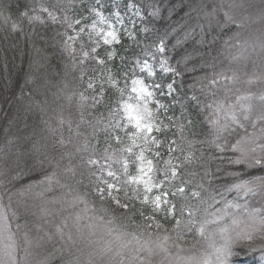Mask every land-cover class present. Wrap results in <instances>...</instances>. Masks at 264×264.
<instances>
[{
	"label": "snow or ice",
	"instance_id": "snow-or-ice-1",
	"mask_svg": "<svg viewBox=\"0 0 264 264\" xmlns=\"http://www.w3.org/2000/svg\"><path fill=\"white\" fill-rule=\"evenodd\" d=\"M225 2L226 0H221L219 7L213 5L211 11H208L207 4L190 0L186 6L188 10L185 16L192 20L195 13V23L187 25L183 38H176L173 50L195 40L197 28L200 29V39L195 40V43L203 45L205 25L209 30L213 25L224 27L230 23L239 27L240 24L230 12L224 10ZM77 4L80 5L83 14L79 18H73L69 13L73 12ZM83 5L84 0H56L51 6L36 0L23 10L19 5H15V8L16 16L21 22L26 19L29 24L37 21L43 24L46 18L65 29L57 34L64 37L63 51L73 59V68L76 67L78 42L82 57L79 64L83 65L86 60L95 59L97 64L103 65L105 61L96 55L101 41L104 45L112 47L121 43L120 29L133 40L135 34L125 27L118 4L114 5V11L110 14L114 20H109L103 14L104 5L101 0H95L94 4L89 2L86 8ZM243 6L237 4L235 0L227 3L228 9ZM127 7L133 16L143 20L138 6L130 2ZM181 7L185 5L182 4ZM13 8L11 0H0V21L7 23L12 18ZM218 11H223V24L217 19ZM158 12L159 9L156 8L150 15L155 17ZM89 13L95 19L90 24L84 23L89 18ZM135 23V20L131 21L133 28ZM11 27L15 31L18 24L14 22ZM183 27L185 26L178 25V28ZM178 28H173L172 32H177ZM141 31L147 32L148 29L142 28ZM93 34L100 39L93 40ZM84 35H87L93 44L90 50H85L82 40ZM168 35L166 32L159 38V44L151 54V60L145 59L143 62L137 60L131 76L127 72L124 73L123 87L109 71L107 83L119 92V97L110 108L107 117L86 118L85 109L95 108L105 94L103 81L97 93L96 82L89 79L87 89L93 90L91 96L82 91L78 94L73 92L66 97L70 107L73 98L78 96L76 100V108L80 114L78 121L74 122L71 116L66 119L63 116V106L60 115L56 117L55 126L48 120L43 121L47 131L54 137L52 147L59 146L63 151L57 158L34 146L36 159L32 167L39 168L44 175L39 180L27 178L24 188L20 191L23 194L24 191L31 192L36 187L41 189L35 196L42 200L41 213L44 217L54 219L67 209H74L81 204L84 208L82 212H69L63 215L59 222L53 225L54 234L45 232L49 241L53 240V235L58 236L62 247L55 248L40 264H54L56 259L60 264H173L171 252L173 247L177 249L175 264H245L247 256L256 251L261 252L257 259L260 264H264V245H260L259 248L246 247L243 251L235 250L238 245H250L256 239L264 240V175L239 179L242 173L224 169V163L244 165L248 169L253 167L264 169V103L254 110L250 103L251 97L245 94L237 95L235 102H228V93L231 91L228 85L234 82L235 76L229 77L223 72L214 73L211 78H201L208 80L207 86L202 87L201 92L205 96H213L208 103L205 104L196 95L195 85L189 86L193 89L190 95L181 97L180 89L176 87V77L182 78L184 74L173 67L169 63L170 57L165 55L168 51L166 45ZM261 48L264 49V44H261ZM157 54L159 71L165 76L170 73L173 76L166 84L156 83L154 79L157 71ZM114 56V50L108 53L109 60ZM188 58L190 57L185 56V61ZM238 58L239 56L233 57ZM137 68L139 75L135 71ZM192 71L195 72L197 69L194 67ZM144 74L153 78L152 81L146 82ZM28 82H31V78ZM221 89L225 92V99L216 98L217 92ZM164 97L166 100L162 99ZM260 99L264 101V96ZM186 100L191 101L200 112L208 110L205 121L210 127L211 139L207 136L204 140L190 138L195 136V131L194 122L184 106ZM178 105L181 106L179 115L175 113ZM87 116H92V113L88 112ZM83 126H87L88 130H82ZM65 129L67 137L64 134ZM101 133L104 134L105 147L103 154L98 156ZM233 136L236 137L234 142L230 139ZM93 140L95 143H92ZM113 141L120 147H113ZM11 142L10 140L9 143ZM197 144L213 147L219 155H213L210 159L218 160L220 163L217 164L215 172L203 166L201 183L189 192L190 181L183 180L182 176L187 166L199 164L204 157L202 148L199 149L200 156L196 155ZM2 152L3 148H0V153ZM85 153H88L86 159ZM77 157L87 164L89 169L97 170L90 173L95 177V181L91 182V192L87 190L88 185H85V191H80L79 185L83 184V179H76L77 166L73 163ZM64 160H67V164L63 165L62 174L66 179L62 181L55 169L61 168V162ZM114 165L120 167L116 168ZM131 165H135L134 174L130 172ZM17 167H20L19 161ZM48 167H52L53 171L46 172ZM6 172L7 169H0V176H5ZM226 176L236 177V182L227 184L224 180ZM25 179L23 169L12 177L14 181ZM205 182L208 185L207 189ZM3 185L4 181L0 180V187ZM53 185L58 186L61 194L44 199L45 193L54 191ZM200 189L205 191L210 189L209 197H203ZM121 191L124 193L123 198L118 195ZM177 194L185 200H196L198 204L183 205L177 215L176 205L169 199L170 196L175 197ZM89 196L93 200L98 199L102 205L103 202L110 201L115 205V209L109 211L102 206L97 210L94 204L89 209ZM11 199L10 194L9 200ZM2 200L3 196L0 195V201ZM136 203L141 207L137 209ZM48 204H58L60 207L49 209ZM116 210H121L119 215L116 214ZM137 212L141 217L139 224L134 220ZM185 214L187 219L184 218ZM161 216L165 220L174 221L171 228L159 219ZM18 219V214L11 210L10 205L6 208L0 203V264H20L16 257L17 244L11 224L14 222L19 230L27 226V221L21 224L17 222ZM49 222L45 220V223ZM129 223L131 227L139 230V235L135 231L129 233L126 230ZM37 228L39 230L40 226L37 225ZM193 230L196 236L192 240L191 250L193 253L199 252V255L183 257L180 252L185 249L178 241L187 242L188 234ZM129 235L132 237L131 240L126 239ZM154 235L155 241L152 240ZM25 236L27 237V233ZM145 236L147 239L142 242L141 238ZM42 240L43 237L37 238V246ZM55 253L59 255L56 256ZM234 257H239V260H234Z\"/></svg>",
	"mask_w": 264,
	"mask_h": 264
},
{
	"label": "trees",
	"instance_id": "trees-1",
	"mask_svg": "<svg viewBox=\"0 0 264 264\" xmlns=\"http://www.w3.org/2000/svg\"><path fill=\"white\" fill-rule=\"evenodd\" d=\"M139 6L143 9H149L147 6L152 4L151 0H137ZM14 5L12 18L4 23L0 21V148H3V152L0 153L2 161L7 162L11 168L23 169L25 174V181H19L12 183L10 182L11 189L7 184L6 187H0L2 195L4 193H11L19 189V184L27 182V178L34 179L35 177H42V172L39 168H33L32 163L36 159L34 152V146L36 149L46 151L50 155L57 157L59 153L63 151L59 146L53 148L54 137L47 131V126L43 123L44 120H48L53 126L56 125V117L60 115L61 106H63V116L67 119L69 116L73 121L79 120V112L76 108V100L78 96L73 98V103L69 107L66 100V96L75 93L85 92L86 95L91 96L93 94L92 89H87V83L89 79L96 82V92L98 93L103 81L105 94L100 103L95 108H86V118L94 119L100 118L101 116L107 117L110 108L115 104L119 97V92L116 89L110 87L107 83L109 71L114 79H118L123 87L124 73H128L131 76L136 61L146 54L149 49L145 48V43L148 42L149 46L159 43V38L164 36L167 32L169 35L166 38V45L169 49L176 43V38H183L184 32L187 30V25L194 24V19L189 20L185 16V12L188 10L187 5L190 0H159V14L150 19L149 30L146 36L142 35L139 47L128 46L126 43L114 44L112 47L100 43V47L97 49L96 55L105 61V64H97L95 59H88L83 65L79 64L80 57H76V67L73 68V59L63 51V39L64 37L58 35V32H62L65 29L60 24H53L50 20L45 18V23L33 22L29 24L25 19L22 22L16 16L15 5H19L21 10L25 6H31L36 0H11ZM198 2L207 3L206 0H198ZM185 7H181V5ZM237 4H243L242 8H238L236 11V19L240 24L229 25L228 27L221 28L215 25L212 26L211 30L205 27V43L198 45L195 40L188 41L182 46H178L175 51L174 67L181 73L183 77H180L178 89H180V96L183 97L186 94H191L193 89L190 85H195V93L200 97L204 103H208L213 99V96H205L201 92L202 87H206L208 84L207 79H201L204 77L211 78L216 72L226 73L224 67L221 65V61H226L227 66L230 65L232 54L229 52L228 56L218 55L220 49L227 50L228 44L226 45V39L234 41L237 45L238 41L243 42L245 37L248 40L258 37L263 33L264 20L253 21L248 20V6L244 2H238ZM227 6V3H225ZM50 6V5H49ZM77 13V12H75ZM194 16V13H193ZM79 18V16H77ZM17 23L18 28L13 31L12 23ZM203 23V21H201ZM257 24L256 27V23ZM178 25H184L183 28H178ZM178 28V31L173 33L172 29ZM69 32L71 30H68ZM200 29H196L197 35L195 39L199 40ZM248 32H254L255 34H249ZM215 33V34H214ZM234 36L235 40L231 39ZM240 35V36H238ZM215 37V40L213 38ZM228 37V38H227ZM241 37V38H240ZM83 42L88 40V36H82ZM95 40V39H93ZM85 44V42H84ZM79 47V43L76 45ZM93 46L90 43L85 45V50H90ZM148 46V47H149ZM115 51V56L112 60L108 59V53ZM257 52V49L254 53ZM210 53V54H209ZM255 55V54H254ZM250 55L248 53V95L251 97L250 103L254 106V110L259 108L264 101H261L260 97L264 96V51L259 56ZM185 56L188 58L185 61ZM172 59V58H171ZM243 64V63H242ZM196 68L197 71L193 72L192 69ZM137 72V70L135 69ZM83 72V79H81V73ZM209 74L206 76V73ZM242 77H240V76ZM237 79L230 83L232 86H239L240 80L245 79L243 74L235 72L233 75ZM31 82L29 83V79ZM178 83V81H177ZM181 83L183 87L181 88ZM207 83L206 85H203ZM237 84V85H236ZM234 86V87H235ZM221 91V90H220ZM237 89L233 93L238 94ZM217 92L216 98L219 99L220 95ZM230 99L233 100L234 95L230 94ZM229 100V99H228ZM46 101V103H45ZM91 104V101L88 102ZM184 106L187 108V113L190 114V118L194 122L195 136L190 138L196 140H204L207 133H209L210 127L205 121L207 115V109L204 112H200L191 101L186 100ZM181 111V110H180ZM178 111V115L180 114ZM91 112L92 116H87V113ZM82 130H88L87 126H83ZM65 136L67 137V129H65ZM121 135H123L121 133ZM171 135V133H167ZM12 141L9 143V141ZM100 143L98 145L99 151L97 155L103 154L105 147L104 134L101 133L99 136ZM95 143V140L92 141ZM113 147H120L113 141ZM198 151L196 155L200 156L199 149H203L204 157L199 164L189 165L183 170L182 179L190 181L188 186L189 192L201 183V176L203 172V166L210 168L213 172L216 170V166L220 161L210 159L213 155H218L213 147L208 145L197 144L195 146ZM228 155H232L228 153ZM88 153L84 154L85 159ZM17 161H19L20 167H17ZM27 161V166H25ZM73 163L77 166L76 168V179H83V184L79 185L81 192L85 191V185H88L87 190L91 192V182L95 181L89 173L87 164L77 157L73 160ZM67 164V160L61 162V168L55 169L59 176L66 178L62 174L63 165ZM235 165H228L224 163V169L226 171L234 172ZM119 168V165H114ZM196 169L200 172H197ZM252 169V168H251ZM52 167H48L45 171L51 172ZM94 169L91 170V172ZM41 172V174H35V172ZM130 172L135 173V165L130 166ZM197 173V174H193ZM264 175V169L254 167L252 170L248 169V179ZM233 176H226L224 178L227 184L235 182ZM239 179H245L240 177ZM205 188H208L205 182ZM8 189V191H5ZM131 191V189H129ZM202 195L210 194V189L205 191L200 189ZM123 198L124 193L121 191L118 194ZM14 196H12V199ZM88 200L95 202L94 204H101L96 199L93 200L91 196ZM102 205L105 208H110L112 204L110 201L103 202ZM111 205V206H110ZM13 207H17L13 201ZM140 204L136 203V208H140ZM147 211V209H145ZM134 220L137 224L141 222V217L137 212ZM169 228L172 222L165 220V223ZM128 228L134 229L129 223ZM139 231V230H138Z\"/></svg>",
	"mask_w": 264,
	"mask_h": 264
},
{
	"label": "rangeland",
	"instance_id": "rangeland-1",
	"mask_svg": "<svg viewBox=\"0 0 264 264\" xmlns=\"http://www.w3.org/2000/svg\"><path fill=\"white\" fill-rule=\"evenodd\" d=\"M47 1H49V2H51L53 4L54 0H47ZM89 1L91 3H93V4L95 3V0H84V5L83 6L85 8H86L85 3H88ZM206 1H208L207 3L205 2V4L208 5V9H207L208 11H211V8H212L213 5H216L217 7H219V4L221 3V0H206ZM239 1L240 2L241 1L244 2L245 5L248 6V20H250V21L251 20H253V21H262V20H264V0H235L236 3H238ZM103 2H105V7L109 6V7H111L113 9V11H114V5L115 4L119 5V9L118 10H119L120 13H121L120 10L123 11L121 13V15L124 17V25H125V27H127L131 31H133L134 34H136L138 31H141V29L144 28L142 20L139 17L133 16L131 11L128 9L127 5L130 3V1L128 2L127 0H101L102 4H103ZM228 2H231V0H226L225 3H228ZM151 3L152 4L147 6L149 8V10H150V12H147L148 16L156 8L159 9V6H158V4L160 3L159 0H151ZM76 6L79 8V12H81L80 11V5L77 4ZM97 7H99V6L97 5ZM224 10L229 11L230 15H232L233 18L236 19V11H237V9H228L227 6L225 5ZM102 12H103V14L105 16H107L109 18V20H114V18L110 15V13H109V15H108V13H106L104 7L102 8ZM157 14H159V12ZM88 15H89V18L86 21H84V23L90 24L92 22V20L95 19V17L91 13H89ZM194 17H195V13H194V16H193V19L195 21ZM217 19L220 20L221 24H223V22H224L223 11H218ZM132 20H135V22H136L134 28L132 27V24H131ZM258 23L259 22L256 23V27H257ZM229 25H233V24L230 23L227 26H224V27H221V28L228 27ZM117 27H119V25H117ZM205 27L207 29H209L207 25H205ZM261 32H263L261 34V36L255 34L254 32H248L249 34L257 35L258 37H254L251 40H248V37H245L243 39V42L239 43V41H238L237 45L234 43V41H231L230 39H226V41H227L226 45L228 44V49L227 50H224V49H220L219 50L218 55L221 54L223 57L224 56L225 57L228 56L229 52H231V54H232V59L230 60L229 63L233 67H229L228 68L227 62L226 61L223 62V61L220 60L221 65L224 67V70H227V72L225 74L227 76H229V77H232L235 74V72H238V70H239L240 74H243L244 77H245V79L240 80V82L237 83V84H239V86H235V85L232 86L231 84L228 85L229 88L231 89V91L228 93V97H227V99H229L228 102H235V98H236L237 95H240V94L248 95V53L250 55H254L255 54L254 56L256 57V56H259L264 51V49L261 48V44H264V30H263V27H262V31ZM121 34L126 35L123 29H120V31H119V35H121ZM229 36H230L231 39L235 40V42L237 41L234 36H231V34H229ZM238 36H240V35H238ZM92 39L99 40L100 37H97L95 34H93L92 35ZM195 40H197V39H195ZM88 41H90V40L88 39L85 42H88ZM198 45H200V44H198ZM256 49H257V52L254 53V51ZM234 56H239V58L238 59H233ZM76 57H81L80 51H79V47H77V55H76ZM170 57L172 58V60H173V58L175 59V51L173 50L172 47L170 48ZM158 60H159V54H157L156 76H158V77H160L162 79L163 77H166V76L161 71H159V69H158ZM169 63H170V60H169ZM216 74H217V72H216ZM144 75H145L146 79H150V81H148V82L152 81L153 78L147 77L146 74H144ZM208 75L209 74L206 73V76H208ZM240 77H242V76H240ZM236 79L237 78L235 77L234 82L236 81ZM234 82H233V84H234ZM206 84L207 83H205L203 85H206ZM237 89L239 90L238 94L233 93ZM231 93H232V95H234L233 100H231L230 97H229ZM218 95H220L219 99H225V92H224L223 89H221V91H219ZM206 136L209 139H211V133L210 132L207 133ZM230 139L234 142L236 137L233 136V137H230ZM217 154L219 155V153H217ZM6 163L7 162L2 161V158L0 157V169H7L6 175L5 176H0V180L4 181V187H6L7 184L10 185V182H12V183L18 182V180H15V181L12 180V177L16 174L17 171L21 170V169H16L15 167H12V171H11V168L8 165H6ZM88 169H89V167H88ZM252 169H250V170H252ZM91 170L92 169H89V173H91ZM93 171H97V170L94 169ZM196 171L200 172L197 169H196ZM201 172H203V169L201 170ZM234 172L242 173L243 175H241L240 177L248 179V168H246L244 165H235L234 166ZM36 173L37 174H41V172H39V171L35 172V174ZM43 175H44V173H42V176ZM57 175H58V173H57ZM41 178L42 177H40V178L39 177H35L33 180H39ZM60 178H61L62 181H64L66 179V178L65 179L62 178L61 176H60ZM92 178H94V180H95L94 176H92ZM25 184H26L25 182L20 183L19 184V189L15 190V191L11 190V193H4V195H2L1 192H0V195L3 196V200L0 201V203H3V205L6 208H8L9 205H10L11 210L15 211L18 214L19 219H18L17 222H19L21 224H24V222L27 221V226L26 227H22L19 230H17V228L15 227V223L14 222L11 224V230H12L13 233H15V240H16V244H17V251H16L17 260L20 262V264H40V262L43 261L48 256L49 253L53 252L55 248L62 247L58 236L53 235V240L49 241L47 236H45V232H52L54 234V226H53L54 223H58L59 220L62 218V216L63 215H67L69 212H71V213L82 212V209L84 208V205L81 204V205H79L78 207H76L74 209L73 208H69L65 212L61 213L60 215H57L54 219L52 217H44L42 215V213H41L42 200H41V198H38V197L35 196V193L41 191V189L39 187H36V188H33L31 192L24 191L23 194H22L20 190L24 188ZM9 187L10 188H8V189H11V185ZM53 187H54V191L52 193H45L44 199H51L52 196H59L61 194V190L58 188V186L53 185ZM10 194L12 196H14V198L11 199V201L9 200V195ZM202 196L206 197V198L209 197L208 195H202ZM13 201L15 202L17 207H13ZM188 201L189 202L191 201L192 204H198V201H196V200L188 199ZM94 203L95 202H92V201L88 200L89 209H91V207L93 206ZM181 205L182 206L186 205V203L185 204L181 203ZM47 207L49 209H58L60 207V205H58V204H56V205L48 204ZM101 207H102V205H100V204L95 205V208L97 210H99ZM200 207H201V212H202L203 206L201 205ZM108 209H109V211H112L113 209H115V205L112 204L111 209L110 208H108ZM120 211L121 210H116V214L119 215ZM89 214H91V213H89ZM184 218L187 219V214H185ZM197 218H199V214H198ZM46 219L49 220L50 222L49 223H45ZM159 219H161V218L159 217ZM9 220H10V222L12 220L11 212L9 213ZM161 221H162V219H161ZM37 225L40 226L39 230L37 228ZM126 230L129 233L135 231L137 233V235H139L138 229L127 228ZM153 231L155 232V229H153ZM25 233H27V237L25 236ZM188 235L189 236L187 238V242L178 241V243H180L183 246V248L185 249V251L180 252V255L183 256V257H188V256L193 255V254L198 256L199 252L193 253V251L191 250L192 240L196 236L195 230H193V232L188 234ZM38 237H43V240L40 241V245L39 246H37V238ZM126 239L127 240H131L132 239L131 235L127 236ZM144 239H147V237L146 236L142 237L141 241L143 242ZM155 239H156V237L154 235L152 237V240L155 241ZM29 241L31 243H28ZM133 244H135V241H133ZM260 245H264V240L256 239L250 245L249 244L238 245L235 250L236 251H243L244 248H246V247L259 248ZM171 252L173 254V264H175L174 257H175V254L177 252V249L173 247L171 249ZM55 255L58 256L59 254L55 253ZM161 255H163V254H161ZM54 264H60L59 260L58 259L54 260Z\"/></svg>",
	"mask_w": 264,
	"mask_h": 264
}]
</instances>
